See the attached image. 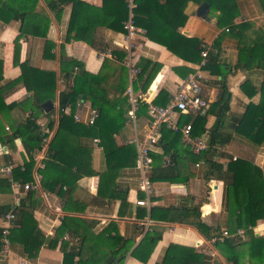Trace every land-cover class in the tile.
I'll list each match as a JSON object with an SVG mask.
<instances>
[{
  "label": "crops",
  "instance_id": "obj_1",
  "mask_svg": "<svg viewBox=\"0 0 264 264\" xmlns=\"http://www.w3.org/2000/svg\"><path fill=\"white\" fill-rule=\"evenodd\" d=\"M82 1L86 5L102 7L104 0ZM160 2L164 3L165 0ZM237 5L239 15L235 18L231 31L228 27H219L216 18L219 13L212 14L209 10L208 18L203 19L197 15L199 5L193 2L184 5L183 17L177 31L187 38L197 39L216 59L210 65L209 57L202 59L205 65H209L206 68L185 61L165 46L151 41L141 28H138L140 33L133 38L131 44L126 42L127 31L120 32L106 26L94 27V30L90 27V30L83 34L87 38L93 36L91 42L77 39L75 34L71 40H67L72 4L64 6L61 12L51 9L46 0H38L34 15L42 16L38 20L43 22L41 34L47 31L46 37L35 36L31 32L23 33V22L20 18L12 20L6 15V20L11 21L9 23L0 19V59L4 62L0 91L5 96L6 104L22 102L32 95L21 84L20 66L14 64L15 43L18 39L21 63L28 62L36 69L55 72L58 78L56 101L53 102V128L49 127V120L44 115L38 118L42 120V132H49L48 142L43 145L42 150L33 154L35 167L30 181L36 184L33 190L12 187L9 176L1 172L9 165L20 167L25 161H29L21 140L16 139L13 145H0V179L11 184L5 192L0 193V230L4 216L13 208L16 209V215L17 211L21 210L27 213L26 223L29 228V233L16 235L14 241L11 239V252L6 260L2 258L0 238V264H64L63 243L67 251L80 248L83 243H86V247L92 252L100 247L109 251L108 247L119 237L133 243L124 264H162L171 245L194 248L198 253L205 255L204 264H231L228 259L231 253L227 246L223 243L210 244V239L223 230L231 232L227 185L222 180L206 177L208 167L205 161L197 160L198 155L182 142L178 145L182 156L177 160L182 180L154 182L149 195L140 187L141 174L137 167L120 170L115 182L111 180L102 187L101 175L107 172V165L104 151L97 148L93 142L92 168L97 176L84 177L72 187L64 186V193L59 194L61 186L58 185L53 191L52 182L46 181L39 170L45 168L49 159V145L59 127V94L67 87L63 79L64 73L61 72L63 60L79 61L87 72L94 75L104 74L109 85V98L113 101L120 97L126 98L117 107L126 112L130 107L128 89H131L135 96L144 95L148 101L163 106L171 101L181 81L192 76L199 77L202 96L209 104L202 113L207 122L206 132L201 138L208 142L220 120L216 137L225 141L223 146L217 144L212 153H206L207 159L222 165L223 172H226L231 161L237 159L250 161L264 170V141L256 144L248 135L237 131L249 105H258L262 100L264 0H237ZM46 20L49 21L47 29ZM33 26L28 25L26 29L35 30ZM47 41L54 44L50 51ZM251 49H255L254 55H251ZM114 51L126 53L125 60L119 61L117 55L112 53ZM105 60L108 64L103 69ZM143 61L160 66L147 91L143 90L144 81L139 80V75L133 81L130 76V66L141 70L139 64ZM121 67H126L127 73L122 72ZM222 67L228 71L226 77L221 74ZM148 73L149 71L144 72L143 80ZM121 77H127V89L124 93L118 88V80ZM223 86L226 87L227 93H224L225 101L220 103ZM86 103L91 105L88 101ZM223 106L226 107V112L222 114L220 110ZM26 113L16 109L11 113V120L22 123L28 118L29 113ZM66 113L69 114L70 111ZM87 116L88 112L85 111L83 119ZM178 116L180 121L181 114ZM138 118V129H141L138 134L143 140L149 117L138 113ZM2 122L9 127V123L0 114V123ZM11 131L10 128L7 133L10 134ZM133 137L132 127L125 123L124 129L115 136V140L118 146H127L131 145L130 140ZM154 150L153 166L159 162L155 157L166 153V149L160 145ZM163 157L171 158V155ZM211 173L214 174L213 171ZM36 179H40V182L36 183ZM18 183L22 185L24 182L20 180ZM141 200H147L149 205L139 206L137 202ZM243 202L246 204L247 198H243ZM159 209H173V214H177L176 218L183 220L172 221L169 216L162 218L160 212L153 217L152 210ZM197 216L208 228L205 233L200 232L194 224ZM65 222H68V225L62 228ZM151 233L161 234L162 237L149 261L144 263L132 254ZM85 237H88L90 244L86 242ZM256 239L261 241L257 242ZM40 242L42 245L39 250L31 249ZM238 243L240 264H264V219L255 227L245 230L244 237ZM27 248L32 252H27Z\"/></svg>",
  "mask_w": 264,
  "mask_h": 264
},
{
  "label": "trees",
  "instance_id": "obj_2",
  "mask_svg": "<svg viewBox=\"0 0 264 264\" xmlns=\"http://www.w3.org/2000/svg\"><path fill=\"white\" fill-rule=\"evenodd\" d=\"M49 7L53 10H60L69 4H72V13L67 32V40H71L73 34L77 39H85L92 41L93 36L85 37L83 34L94 27L106 26L120 32H126L124 23L128 21L129 6L126 0H104L102 7H93L86 5L82 0H46ZM187 2H193L196 5L208 3L212 14L219 13L216 16L219 27H228L231 31L234 28V20L239 15L237 0H134L135 8L133 9V21L136 27L145 30L146 36L153 42L165 46L169 51L176 54L185 61L192 64H201L202 53L207 49L202 47L195 38H187L178 33L181 18L183 17L184 5ZM38 4V0H0V19L6 20V15L12 20L21 19L23 33L31 32L35 36L46 37L47 31L41 34L42 21L38 20L42 16L34 15V9ZM40 24V25H39ZM34 25L35 30H27L26 26ZM49 21H45V29L48 28ZM19 40L15 43L14 64L20 66L22 70V85L32 95L30 98L10 105L6 104V99L2 91H0V114L11 126L10 134L7 133L5 127L0 123V145H13L15 140H21L24 149L29 156V161H25L24 170L18 167L13 171L14 179L22 182L32 181L33 169L35 167L34 153L42 150V141L47 135L41 130L42 124L38 120L26 119L24 122L17 123L11 120V113L19 109L22 113L28 110L44 113V117L49 120V127L53 128L54 121L52 115L55 111L45 113L43 104L47 101L55 102L57 96L58 78L55 72L42 71L31 66L28 62L21 63L19 61L20 45ZM49 51L54 48V44L47 41ZM255 49H251V55H254ZM117 55V59L123 62L126 53L112 52ZM209 65L216 59L212 54L208 55ZM108 61L104 62L106 68ZM204 65L203 68L209 66ZM239 67V66H238ZM77 68V71H75ZM140 74L139 80L144 81L143 90L147 91L150 84L157 75L160 66L152 64L150 61H143L139 64ZM221 74L226 77L228 71L222 67ZM121 71L127 73L126 67H121ZM149 71V75L144 79V72ZM61 72L64 73V81L67 87L59 94V127L56 135L49 145V159L46 161L45 168L39 170L40 174L47 181L52 183V190L60 185L59 194L64 193V186L72 187L84 177H93L98 174L92 168V142L99 138L100 144L104 151L107 172L101 175V186L119 175L120 170L125 168L136 167L137 150L135 145L118 146L115 136L125 127L126 115L125 110L117 107L126 98L120 97L113 101L109 98L107 78L104 74L94 75L86 71L85 66L76 60L62 61ZM191 72V71H190ZM4 62L0 59V81L3 79ZM121 79V80H120ZM118 80V88L122 93L127 89V77ZM224 93L227 89L223 86L221 90L220 103L225 101ZM227 95V94H226ZM88 101L94 109L99 112V118L94 126L88 127L83 123H77L74 120V113L77 104L80 101ZM66 108L70 109V114L65 112ZM220 113L226 112L223 106ZM126 112V113H125ZM139 115H147V105L141 103ZM126 114V115H125ZM51 118V119H50ZM206 117L202 113L181 114L179 121L180 129L187 125H192V134L194 137H201L206 132ZM220 120L215 126V133L209 140V154L216 149V145L223 146L225 141L216 137ZM245 136H249L250 140L256 144L264 141V84L262 86V100L258 105L250 104L244 114L238 128ZM182 142V134L179 131L174 132L168 130L166 126L161 131V140L159 145L166 149L164 155H171L175 161V165L166 167L162 164V155L154 157L159 161L153 166L149 173L151 183L170 181L179 182L183 176L178 164V158L182 156L179 150ZM94 144V142H93ZM207 152V153H208ZM206 153L196 157L197 160L205 161L207 165L206 177L225 182L228 188V206L231 211V232L234 233L239 229L249 230L255 227L259 221L264 219V170L254 165L252 162L237 159L229 163L226 172H223V166L213 162L206 157ZM153 156V154H152ZM164 160V159H163ZM9 164L10 160L7 161ZM214 172L212 174L211 172ZM6 179V178H5ZM10 183L0 179V193L5 192ZM243 198H247L244 204ZM160 212L161 217L169 216L172 221H182L173 214V209L152 210L153 217ZM179 215V214H178ZM27 213L24 210L17 211V224L11 232L10 239L14 241L16 235L29 233L26 223ZM195 226L202 233L208 228L196 217ZM70 220V219H69ZM68 222L63 223L65 228ZM87 236V234L85 233ZM161 234H148L144 241L134 250L133 257L141 262H148L157 243L161 239ZM1 238V230H0ZM86 238V237H85ZM84 238V239H85ZM88 238V237H87ZM86 238V242L89 243ZM58 240V239H57ZM257 242L261 239H256ZM12 241V242H13ZM42 242V241H41ZM39 243L33 250H39L42 243ZM90 244V243H89ZM132 241H125L123 238H117L109 251L103 250L102 247L95 251H91L86 247V243L80 248H72L67 251L65 244L62 245L64 251V264H124L127 255L132 248ZM229 249L231 255L229 262L231 264L239 263V243L227 240L223 243ZM27 252H32L30 248ZM112 258V261L110 260ZM205 255L198 253L194 248L183 247L179 245H171L163 259L162 264H204ZM77 260V261H75ZM117 262V263H116Z\"/></svg>",
  "mask_w": 264,
  "mask_h": 264
},
{
  "label": "built area",
  "instance_id": "obj_3",
  "mask_svg": "<svg viewBox=\"0 0 264 264\" xmlns=\"http://www.w3.org/2000/svg\"><path fill=\"white\" fill-rule=\"evenodd\" d=\"M129 6V17L128 21L125 23V29L127 31V44H131V41L140 33V29L136 27L133 21L135 8L134 0H126ZM208 51L202 53V58H208ZM200 66H204L205 62H201ZM130 66V65H129ZM201 66V67H202ZM77 71V68H75ZM140 74V70L132 68L130 66V76L131 81L135 80ZM128 100L130 104V109L126 115V125L132 127L134 131V137L130 140V143L135 145L137 150V164L136 167L141 174L140 187L147 194L152 192V183L149 180V173L153 168V157L152 154L155 153V147H157L161 140V131L164 126L168 130L177 132L180 130L182 134V143L186 145L194 154L200 156L203 153H207L210 150L209 141L203 140L201 137H194L192 134V125L189 124L186 127L180 129L179 127V114H192L196 115L203 113L205 109L208 108L209 104L202 96V85L199 77L192 76L184 79L179 83L178 91L172 96L171 101L166 105H156L151 101L145 99L144 95L135 96L131 89L127 90ZM141 103L147 105V115L149 117L146 131L143 140L138 134V111L140 110ZM70 111L66 108L65 112ZM88 112V116L83 119L84 112ZM71 113V112H70ZM69 113V114H70ZM74 120L77 123H83L88 127L94 126L97 119L99 118V112L94 109L91 105H88L86 101H80L75 109ZM37 115L35 111H30L27 119L37 120ZM6 131H10L9 127H5ZM49 131H46V134ZM48 142L47 136L44 137L42 141V148L45 143ZM94 145L103 150L99 146L100 139H94ZM235 159V158H234ZM236 160V159H235ZM162 164L166 167L175 165V161L172 158H166L163 160ZM199 166V165H197ZM24 170V165L20 166ZM18 168L16 165H9L1 170V172L9 176V180L12 187L22 188L26 191L33 190L36 187L35 183L24 182L21 184L14 179L13 171ZM40 182V179H36V183ZM139 206H148L149 202L147 200L138 201ZM3 226L1 228V243H2V258L6 260L11 252V232L16 227L17 215L16 209H11L4 216ZM245 230L239 229L232 233L229 230H223L221 233L215 235L210 239L211 245H217L219 243H224L227 240L234 242H239V240L244 237Z\"/></svg>",
  "mask_w": 264,
  "mask_h": 264
},
{
  "label": "water",
  "instance_id": "obj_4",
  "mask_svg": "<svg viewBox=\"0 0 264 264\" xmlns=\"http://www.w3.org/2000/svg\"><path fill=\"white\" fill-rule=\"evenodd\" d=\"M209 4L208 3H203L199 6L198 11H197V15L200 18L203 19H207L208 18V14H209ZM55 109V106L53 104V102L51 101H47L43 104V110L45 113H50L51 111H53ZM112 260V259H110Z\"/></svg>",
  "mask_w": 264,
  "mask_h": 264
},
{
  "label": "rangeland",
  "instance_id": "obj_5",
  "mask_svg": "<svg viewBox=\"0 0 264 264\" xmlns=\"http://www.w3.org/2000/svg\"><path fill=\"white\" fill-rule=\"evenodd\" d=\"M30 111H31V109H30ZM30 111L28 110V112H27V111H26V112L29 113ZM53 111H55V110H53ZM26 112H25V113H26ZM27 113H26V114H27ZM36 115H37L38 118H41V115L43 116L44 113L36 112ZM38 118H37V120H38ZM39 120H40V119H39ZM39 120H38V121H39ZM41 122H42V120H40V123H41ZM1 124H2L3 127H8V126L5 125L3 122H2ZM9 127H10V125H9ZM10 128H11V127H10ZM11 129H12V128H11ZM7 132H8V131H7ZM138 132H139V134H140L141 129H138Z\"/></svg>",
  "mask_w": 264,
  "mask_h": 264
}]
</instances>
